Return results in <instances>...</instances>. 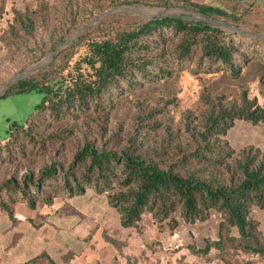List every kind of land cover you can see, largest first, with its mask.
I'll return each instance as SVG.
<instances>
[{"label":"rangeland","instance_id":"1","mask_svg":"<svg viewBox=\"0 0 264 264\" xmlns=\"http://www.w3.org/2000/svg\"><path fill=\"white\" fill-rule=\"evenodd\" d=\"M191 5L212 6L229 17L203 16ZM14 10L23 14L21 19L0 35V92L9 86L5 94L24 80L43 81L46 72L66 76L85 54L89 38L154 17L208 24L230 35L238 54L237 70L232 74L219 64L198 65V52L190 62L180 64L174 58L175 43L165 41L156 51L162 59L157 61V70H150L148 83L136 81L131 91L113 95L102 104V111L73 113L59 120L45 113L31 119L32 140L20 134L13 138L11 153L2 149L0 154V199L11 208L28 200L39 206V199L52 197L53 189L60 185L49 182L37 186L35 193L30 185L22 184L25 175L34 186L39 170L55 164L59 179L68 172L79 178L82 168L73 159L88 144L117 155L130 149L162 169L174 165L181 176L193 173L218 185L237 184L241 177L239 155L225 158L227 150H217L223 141L236 153L253 148L264 155V124L236 120L219 142L210 139L213 156L206 163L186 160L203 147L198 135L220 111L238 110L246 103L264 109V0H0V33L11 22ZM158 70L169 75L159 79ZM5 94L0 97V147L11 132L25 125L42 97L37 90ZM262 158L256 156L255 161ZM217 161L222 165L217 167ZM112 187L109 194L119 189L115 183ZM85 200L76 198L74 206L84 207ZM208 216L202 222L185 224L177 209L157 223L144 212L128 247L134 252L142 244L147 250L141 255L137 251L138 258L130 259L141 264H264V254L241 250L235 229L221 236L222 249L201 254L202 248L219 238L220 217L214 210ZM249 218L264 239V210L251 207Z\"/></svg>","mask_w":264,"mask_h":264},{"label":"trees","instance_id":"2","mask_svg":"<svg viewBox=\"0 0 264 264\" xmlns=\"http://www.w3.org/2000/svg\"><path fill=\"white\" fill-rule=\"evenodd\" d=\"M191 7L203 16L229 17L224 11L212 6ZM22 15L20 11L14 10L11 22L0 35L18 23ZM110 31L88 39L85 54L66 76L53 77L46 72L42 76L43 81L31 78L9 90L8 93L37 90L42 97L25 125L11 132L10 138L0 147V154L2 149L11 153L13 138L20 134L32 140L29 134L30 120L39 114L48 113L54 120H59L73 113L102 111L105 101H109L113 95L131 91L137 86L136 81L148 83L150 70H157V61L162 59V54L156 51L159 44L165 41L175 43L174 58L180 64L190 62L198 52V65L210 67L219 64L232 74L237 70L234 65L238 52L229 39L231 36L208 24L163 16ZM262 47L264 51V43ZM157 72L159 79L169 75L168 72ZM236 120L253 126L264 124V109L246 103L238 110L220 111L208 120L207 129L198 135L203 147L189 154L186 160L197 164L206 163L207 157L213 156L210 139L219 142ZM222 149L227 150L225 158L237 154L241 159L237 161L241 163L238 168L241 177L237 184H209L193 173L185 176L177 174L174 165L162 169L141 155H135L130 149H123L117 155L111 151L93 149L91 144L85 145L74 156L73 164L82 168L79 178L68 172L62 173L59 179L57 166L51 164L39 170L38 181L34 186L29 175L23 177L22 184L30 185L37 193V186L49 182L60 183L53 189L52 197L39 199L46 206L51 205L54 198L73 197L85 193L87 189L105 195L109 206L119 215L121 227L125 229L135 228L144 212L150 213L153 220L161 223L178 209L182 221L193 224L206 220L208 212L214 210L220 217L217 231L219 238L202 248L201 254H207L211 249H222L221 236L226 235L229 229H235L239 238L238 246L244 253L263 255L264 239L249 214L251 207L264 210V155L253 148L236 153L225 141L217 148ZM251 153H254V157L250 156ZM217 155L220 156V153ZM260 155L263 161L256 162L255 157ZM217 162V167L222 165V161ZM10 183L9 180L5 184ZM114 183L119 189L109 194ZM25 205L33 210L35 201L28 200ZM0 210L12 218L13 208L3 199H0ZM229 240L234 242V239Z\"/></svg>","mask_w":264,"mask_h":264},{"label":"crops","instance_id":"3","mask_svg":"<svg viewBox=\"0 0 264 264\" xmlns=\"http://www.w3.org/2000/svg\"><path fill=\"white\" fill-rule=\"evenodd\" d=\"M89 192L33 210L15 204L12 218L0 210V264H141L130 258L146 247H128L136 229L122 228L107 199ZM76 198L86 199L84 207L74 206Z\"/></svg>","mask_w":264,"mask_h":264},{"label":"water","instance_id":"4","mask_svg":"<svg viewBox=\"0 0 264 264\" xmlns=\"http://www.w3.org/2000/svg\"><path fill=\"white\" fill-rule=\"evenodd\" d=\"M8 87H9V86H7V88H8ZM7 88H4V89L0 92V97L3 96V95L5 94V91H6Z\"/></svg>","mask_w":264,"mask_h":264}]
</instances>
